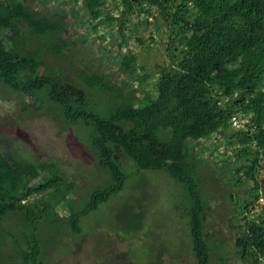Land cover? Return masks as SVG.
I'll return each instance as SVG.
<instances>
[{"label": "trees", "instance_id": "16d2710c", "mask_svg": "<svg viewBox=\"0 0 264 264\" xmlns=\"http://www.w3.org/2000/svg\"><path fill=\"white\" fill-rule=\"evenodd\" d=\"M50 1L40 5L35 0H0V84L24 96L45 90L62 118L86 120L92 129L97 166L109 181L95 187L85 205L69 214L70 233L77 234L83 217L123 189L129 178L123 170L124 158L139 170L164 172L182 187L195 264H213L199 166L209 158L203 149L214 150L223 142L230 153L223 163H232L239 182L250 183L248 198L234 209L242 221L234 241L235 257L242 263L262 264L264 206L250 216L256 211L255 203L264 201V0H121L120 15L105 17L117 23L122 38L125 18L135 11L145 12L148 5L168 20L171 41L180 48L173 50L178 54L170 64L160 69L154 95L137 94V88L130 95L121 90L114 94L103 75L82 74L87 88L116 99L105 117L87 111L86 91L52 74L38 50L22 52L26 45L20 23L39 38L67 34L66 13H53ZM76 2L89 19L102 22L104 0ZM65 48L63 42L62 51ZM120 54L119 70L136 76L135 56L121 45ZM237 117L244 123L233 130L231 123ZM211 139L219 145L213 146ZM65 179L54 162L33 164L0 155V228L8 213H19L27 222L41 219L50 210L51 199L60 202L73 191L71 181ZM15 255L20 259L8 258L17 260L16 264H43L37 240L28 241L26 250ZM3 261L11 264L0 255V264Z\"/></svg>", "mask_w": 264, "mask_h": 264}, {"label": "rangeland", "instance_id": "374dc122", "mask_svg": "<svg viewBox=\"0 0 264 264\" xmlns=\"http://www.w3.org/2000/svg\"><path fill=\"white\" fill-rule=\"evenodd\" d=\"M35 1L41 5L44 0ZM49 3L53 13H66L63 25L67 34L39 38L20 23L26 45L22 52L38 50L52 74L84 89L88 95L87 111L105 117L116 99L109 93L87 88L82 74L103 75L114 94L121 90L130 95L137 88V94L154 95L160 69L170 64L178 54V50H173L180 48L171 41L168 20L156 8L146 5L145 12L135 11L125 18L122 38L117 23H109L105 17L120 15L121 0H104L102 22L89 19L79 2ZM63 42L67 48L62 51ZM120 45L135 56L136 76L119 70ZM37 94L20 95L0 84V155L10 154L33 164L54 162L67 177L65 180L71 181L73 191L60 202L51 199L50 210L41 219L27 222L19 213H8L1 225L3 229L0 228V255L16 264L17 260H12L18 259L15 253L26 250L28 241L37 240L43 264H195L182 187L166 173L139 170L124 158L123 170L129 178L123 189L83 217L77 234L70 233L66 226L69 214L80 210L92 190L104 187L109 177L97 166L91 146L92 129L86 120L66 121L45 90ZM236 119V126L231 123L233 130L242 128L244 123L241 117ZM211 141L213 146L219 145ZM222 145L223 142L214 150L204 148L209 158L199 166L206 203L205 231L213 248V264L220 260L224 264H248L235 257L234 241L242 221L234 209L248 198L250 183L239 182L232 163H223L230 153ZM262 206L264 201L260 199L250 217L260 213ZM53 220L60 223L54 224Z\"/></svg>", "mask_w": 264, "mask_h": 264}, {"label": "built area", "instance_id": "2783aa9c", "mask_svg": "<svg viewBox=\"0 0 264 264\" xmlns=\"http://www.w3.org/2000/svg\"><path fill=\"white\" fill-rule=\"evenodd\" d=\"M237 120H233V125L236 126L237 125Z\"/></svg>", "mask_w": 264, "mask_h": 264}, {"label": "bare ground", "instance_id": "6f19581e", "mask_svg": "<svg viewBox=\"0 0 264 264\" xmlns=\"http://www.w3.org/2000/svg\"><path fill=\"white\" fill-rule=\"evenodd\" d=\"M172 29V28H171ZM172 35V34H171Z\"/></svg>", "mask_w": 264, "mask_h": 264}]
</instances>
